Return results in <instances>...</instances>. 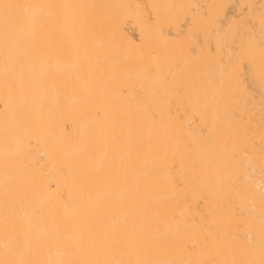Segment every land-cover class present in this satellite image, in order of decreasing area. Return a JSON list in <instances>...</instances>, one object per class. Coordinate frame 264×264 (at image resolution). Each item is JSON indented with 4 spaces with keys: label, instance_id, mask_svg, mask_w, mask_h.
<instances>
[{
    "label": "bare ground",
    "instance_id": "1",
    "mask_svg": "<svg viewBox=\"0 0 264 264\" xmlns=\"http://www.w3.org/2000/svg\"><path fill=\"white\" fill-rule=\"evenodd\" d=\"M114 261L264 264V0H0V264Z\"/></svg>",
    "mask_w": 264,
    "mask_h": 264
},
{
    "label": "snow or ice",
    "instance_id": "2",
    "mask_svg": "<svg viewBox=\"0 0 264 264\" xmlns=\"http://www.w3.org/2000/svg\"><path fill=\"white\" fill-rule=\"evenodd\" d=\"M13 7H19L18 5H9V4H5L3 5V8L5 9V16L7 17V10ZM135 43V42H133ZM113 264H118V261H114Z\"/></svg>",
    "mask_w": 264,
    "mask_h": 264
}]
</instances>
